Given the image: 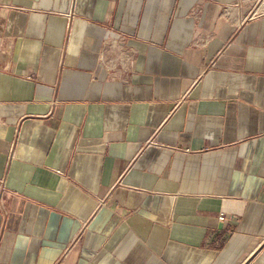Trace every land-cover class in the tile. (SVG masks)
Listing matches in <instances>:
<instances>
[{
  "label": "crops",
  "instance_id": "crops-1",
  "mask_svg": "<svg viewBox=\"0 0 264 264\" xmlns=\"http://www.w3.org/2000/svg\"><path fill=\"white\" fill-rule=\"evenodd\" d=\"M0 264H264V0H0Z\"/></svg>",
  "mask_w": 264,
  "mask_h": 264
},
{
  "label": "built area",
  "instance_id": "built-area-1",
  "mask_svg": "<svg viewBox=\"0 0 264 264\" xmlns=\"http://www.w3.org/2000/svg\"><path fill=\"white\" fill-rule=\"evenodd\" d=\"M220 218L223 219V218H224V215L222 214V215L220 216Z\"/></svg>",
  "mask_w": 264,
  "mask_h": 264
}]
</instances>
